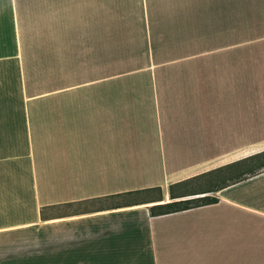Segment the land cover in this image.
Returning a JSON list of instances; mask_svg holds the SVG:
<instances>
[{
    "label": "crops",
    "instance_id": "1",
    "mask_svg": "<svg viewBox=\"0 0 264 264\" xmlns=\"http://www.w3.org/2000/svg\"><path fill=\"white\" fill-rule=\"evenodd\" d=\"M263 151L264 0H0V264H264V171L151 211Z\"/></svg>",
    "mask_w": 264,
    "mask_h": 264
},
{
    "label": "trees",
    "instance_id": "2",
    "mask_svg": "<svg viewBox=\"0 0 264 264\" xmlns=\"http://www.w3.org/2000/svg\"><path fill=\"white\" fill-rule=\"evenodd\" d=\"M264 171V151L170 186L172 201L151 207L154 215L180 212L219 202L216 193ZM162 197V189L157 188ZM162 200V199H161Z\"/></svg>",
    "mask_w": 264,
    "mask_h": 264
},
{
    "label": "rangeland",
    "instance_id": "3",
    "mask_svg": "<svg viewBox=\"0 0 264 264\" xmlns=\"http://www.w3.org/2000/svg\"><path fill=\"white\" fill-rule=\"evenodd\" d=\"M150 46V45H149Z\"/></svg>",
    "mask_w": 264,
    "mask_h": 264
}]
</instances>
